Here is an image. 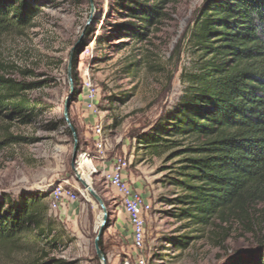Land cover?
<instances>
[{
	"label": "rangeland",
	"instance_id": "rangeland-1",
	"mask_svg": "<svg viewBox=\"0 0 264 264\" xmlns=\"http://www.w3.org/2000/svg\"><path fill=\"white\" fill-rule=\"evenodd\" d=\"M131 1L84 0L82 5H66L64 0L57 5L48 4L39 8L29 27L0 37V74L28 82L47 81L27 96L48 106V111L30 125L7 126L0 121V140L5 136L27 140L0 150V197L69 184L78 194V200L64 204L56 217L48 212L43 214L36 224L74 238L57 257L71 264H101L93 248L101 211L74 180L70 165L72 138L62 128L52 131L48 126L61 119L69 92L66 64L74 49V53L79 52L74 66L76 85L72 81L76 97L68 118L79 136L76 160L82 153L95 155L90 121L94 115L83 108L84 88L89 82L98 93L96 108L102 118L103 136L108 141L107 158L131 160L126 173L140 181L152 207L145 229L148 264H230L235 255L247 260L257 246L262 244L264 248V219L255 231L249 232L232 223L220 228H202L173 217L178 214V207L167 202L183 193L171 185L181 166L178 164L181 157L170 158V155L193 141L186 140L182 147L152 154L134 139L178 101L185 87L181 75L194 73L198 66V55L187 42V35L193 14L203 0L166 1L164 19L149 27L142 41L126 35L138 25L125 9ZM135 1L152 4V0ZM91 4L93 14L86 26ZM26 70L32 76H22L21 72ZM126 98L124 104L118 101ZM88 165L85 159L78 162L81 170L88 169ZM84 179L105 203L108 215L109 203L119 206L115 193L101 177ZM73 232L77 235L73 236ZM127 234V230L123 235L117 234L108 217L102 236L106 264H123L125 260L132 263ZM184 237L191 239L185 241ZM172 238L188 245L185 249L174 248L168 244ZM25 258L16 255L14 263Z\"/></svg>",
	"mask_w": 264,
	"mask_h": 264
},
{
	"label": "trees",
	"instance_id": "trees-1",
	"mask_svg": "<svg viewBox=\"0 0 264 264\" xmlns=\"http://www.w3.org/2000/svg\"><path fill=\"white\" fill-rule=\"evenodd\" d=\"M66 1L82 5L84 0ZM166 1L178 0H132L125 9L138 25L126 35L146 39L149 27L164 19ZM58 3L64 0H0V37L29 27L40 7ZM187 42L198 55L195 72L181 75L185 87L178 101L148 130L136 134L135 142L159 154L193 141L170 155L181 157L171 185L183 193L167 202L178 207L173 217L202 228L232 223L253 232L264 219V0H203L193 14ZM78 53L72 58L74 85ZM45 83L0 74V121L26 126L46 113L47 105L27 96ZM75 94L76 88L73 101ZM118 101L124 104L127 98ZM69 123L79 149L77 129ZM48 126L71 137L62 119ZM24 141L5 136L0 150ZM50 190L0 197V264H15L16 255L26 256L17 264H71L57 254L74 238L36 224L48 212ZM168 241L174 248L188 245L176 238ZM98 244L105 256L102 237ZM253 253L247 260L235 255L230 264H264L263 245Z\"/></svg>",
	"mask_w": 264,
	"mask_h": 264
},
{
	"label": "built area",
	"instance_id": "built-area-1",
	"mask_svg": "<svg viewBox=\"0 0 264 264\" xmlns=\"http://www.w3.org/2000/svg\"><path fill=\"white\" fill-rule=\"evenodd\" d=\"M84 91L83 108L94 115L92 131L95 155L90 157L87 153L80 154L75 164L76 171L80 177L91 178V176L98 175L118 198L119 206L127 217L132 247V263L125 260L123 264H148L145 256V229L146 218L151 213L152 207L140 193L132 189L125 179V173L131 165V160L115 157L109 161L107 158L108 141L103 136L102 118L96 108L97 90L88 82ZM81 159L89 160L90 167L88 170L79 169L78 162ZM65 185L59 184L50 190L48 214L53 217L57 216L64 204L74 203L78 200V194L73 187L67 183ZM78 193L83 196L81 192L78 191Z\"/></svg>",
	"mask_w": 264,
	"mask_h": 264
},
{
	"label": "water",
	"instance_id": "water-1",
	"mask_svg": "<svg viewBox=\"0 0 264 264\" xmlns=\"http://www.w3.org/2000/svg\"><path fill=\"white\" fill-rule=\"evenodd\" d=\"M92 14H93V8H92V4H91L89 18L85 23L86 26L89 24V22L92 18ZM73 53H74V49H71L69 57L67 59V64H66V80H67V83L69 86V92H68V95L66 96L64 103H63L61 119L64 123L65 128L70 132V135L72 138V155H71L70 165H71V169H72L73 174H74V180L83 188V190L85 192H87L89 194V196L93 199V201L96 203V205L99 207V209L101 211V220H100L99 227L97 229L96 235H95L94 240H93V248H94L95 256L98 259V261L101 264H106L105 256L102 253V251L100 250L98 243H99V240L101 239V237L103 236L105 229L107 228L108 212H107V209L103 203V200L92 190L91 186L89 184H87L80 177V175L76 171V167H75V164H76L75 160H76L77 149H78V139H77L76 134H75V132H74L73 128L71 127L69 120H68V112H69L70 105L73 101V95H74L72 76H71Z\"/></svg>",
	"mask_w": 264,
	"mask_h": 264
},
{
	"label": "crops",
	"instance_id": "crops-1",
	"mask_svg": "<svg viewBox=\"0 0 264 264\" xmlns=\"http://www.w3.org/2000/svg\"><path fill=\"white\" fill-rule=\"evenodd\" d=\"M94 119V116H93ZM90 120V121H93ZM89 121V122H90ZM112 159H109V161H111ZM125 179L126 181L130 184V186L132 187V189L138 193H140L143 198L145 199V201H148V195L147 193L143 190L142 185L139 183V180H136L132 174L125 173ZM107 208L109 209V215L108 217H110L112 219V228L113 230L117 233V234H124V231L127 230L128 234L125 236V238H128V242H131L130 239V228H129V224L127 222V217L125 215V213L123 212V210L121 209L120 206H113L112 204H108ZM132 259V254L131 257ZM113 262H116V259H114Z\"/></svg>",
	"mask_w": 264,
	"mask_h": 264
},
{
	"label": "bare ground",
	"instance_id": "bare-ground-1",
	"mask_svg": "<svg viewBox=\"0 0 264 264\" xmlns=\"http://www.w3.org/2000/svg\"><path fill=\"white\" fill-rule=\"evenodd\" d=\"M89 161V160H88ZM86 162V161H85ZM89 167H90V162H89V165H88V169H89ZM88 169H83V170H88ZM87 184H89L84 178L85 177H81ZM90 185V184H89ZM87 195H89L88 193H87ZM101 220V219H100ZM100 224V223H99ZM99 227V226H98ZM74 234H73V236H76L77 235V233L76 232H73Z\"/></svg>",
	"mask_w": 264,
	"mask_h": 264
}]
</instances>
